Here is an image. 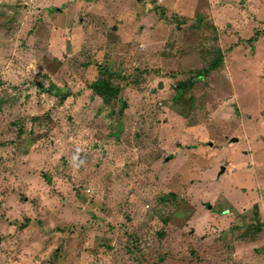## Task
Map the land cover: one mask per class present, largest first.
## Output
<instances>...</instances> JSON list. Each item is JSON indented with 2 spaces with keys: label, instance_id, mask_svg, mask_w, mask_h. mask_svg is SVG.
I'll return each mask as SVG.
<instances>
[{
  "label": "rangeland",
  "instance_id": "1",
  "mask_svg": "<svg viewBox=\"0 0 264 264\" xmlns=\"http://www.w3.org/2000/svg\"><path fill=\"white\" fill-rule=\"evenodd\" d=\"M0 264H264V0H0Z\"/></svg>",
  "mask_w": 264,
  "mask_h": 264
},
{
  "label": "trees",
  "instance_id": "2",
  "mask_svg": "<svg viewBox=\"0 0 264 264\" xmlns=\"http://www.w3.org/2000/svg\"><path fill=\"white\" fill-rule=\"evenodd\" d=\"M93 65L95 66L98 74L96 77H93V79L87 80V87L91 89L94 94L102 98L103 104L111 105L114 100H116L117 98H121V87L113 82V73H111L109 69L96 64ZM181 88V86L178 87V89ZM67 93L59 92L58 95H60L61 101H63L68 96Z\"/></svg>",
  "mask_w": 264,
  "mask_h": 264
},
{
  "label": "water",
  "instance_id": "3",
  "mask_svg": "<svg viewBox=\"0 0 264 264\" xmlns=\"http://www.w3.org/2000/svg\"><path fill=\"white\" fill-rule=\"evenodd\" d=\"M237 140H238L237 138H233V139H232V141H237ZM224 170H225V167L222 166V167H221V172H224Z\"/></svg>",
  "mask_w": 264,
  "mask_h": 264
},
{
  "label": "built area",
  "instance_id": "4",
  "mask_svg": "<svg viewBox=\"0 0 264 264\" xmlns=\"http://www.w3.org/2000/svg\"><path fill=\"white\" fill-rule=\"evenodd\" d=\"M158 1H162V0H158Z\"/></svg>",
  "mask_w": 264,
  "mask_h": 264
}]
</instances>
